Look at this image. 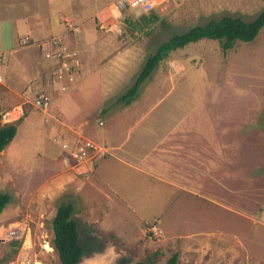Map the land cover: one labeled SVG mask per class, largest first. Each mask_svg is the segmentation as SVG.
Listing matches in <instances>:
<instances>
[{"label": "rangeland", "instance_id": "1", "mask_svg": "<svg viewBox=\"0 0 264 264\" xmlns=\"http://www.w3.org/2000/svg\"><path fill=\"white\" fill-rule=\"evenodd\" d=\"M44 2L0 0V48L7 57L0 113L8 112L5 121L17 126L0 153V192L10 194L0 212V264H60L51 244V219L64 200L74 202L84 248L78 264H133L143 258L163 264L173 251L179 252L178 264H264V217H259L264 210V25L252 40H237L227 50L207 37L171 50L130 102L116 103L145 56L174 31L222 14L252 19L264 0H162L151 11L159 18L140 26L128 9L116 13L111 3L101 14L112 26L103 48L95 51L92 42L84 47L66 90L53 85L52 65L40 49L19 42ZM72 38L64 40L79 46ZM46 91L50 106L33 107L31 101ZM94 118V128L100 118L104 127L126 123L125 130L136 135L129 141L149 157L157 173L168 162L175 167L174 156L184 158L187 165L170 177L180 175L191 187L180 194L166 190L161 197L153 192L167 185L156 189L158 184L147 185L139 170L106 165L103 172L133 206L124 210L121 200L113 216L119 211L127 215L113 218L105 195L87 192L99 189L103 178L94 172L73 176L63 165L47 167L57 164L62 153L51 139L54 132L104 143L93 130L86 135L64 129L68 119L77 129ZM150 196L157 199L148 201ZM13 239L21 241L17 251Z\"/></svg>", "mask_w": 264, "mask_h": 264}, {"label": "crops", "instance_id": "2", "mask_svg": "<svg viewBox=\"0 0 264 264\" xmlns=\"http://www.w3.org/2000/svg\"><path fill=\"white\" fill-rule=\"evenodd\" d=\"M113 1L114 0H45L44 4H42L43 5L42 8L41 9L37 8L35 12L34 20H33L34 22L29 24V26L27 27V30L24 33L26 32H27L26 34L30 33V35L37 37V38H41V37L44 38V37H51V36L59 35L68 41H71V36H73L74 38L72 39L76 38L75 40L79 42V46L77 45L76 48L78 50V55L81 54V56L83 53H85L84 47H88V44L91 42L93 44L95 51L98 49L101 50L109 35L107 28L108 27L112 28L111 25L106 24V22H103L101 20V17H102L101 14L104 12L105 8L109 4L113 3ZM47 2H49L50 5H47ZM94 16L99 18V21L97 23L91 21V19ZM35 17L39 18L40 20L36 21ZM69 22L72 25H76L78 27V31L69 30ZM77 60H78V57H77ZM105 81L109 82L110 80L108 79ZM120 102H125V101L118 99L116 103H120ZM128 102H125V103H128ZM101 110L105 111V109L103 108ZM7 115H8V112H6L5 114L3 113L4 120H8ZM94 120L95 118L91 121L83 120L82 123L81 122L79 123L81 124L79 125V128L77 127L76 129L73 127V125L69 124L68 122L69 119H68L66 120V122L64 121L65 124L67 125L66 127H64V129L66 128L67 130L69 126L70 129H74L75 131H78V129L83 130L84 134L86 135H88L86 132L92 133L91 131L93 130L95 134H100L101 136H103V138L101 139L103 140L104 143L102 142L101 143L105 144L108 147L109 152L99 157L90 171L78 172L77 171L78 168L67 169L66 167L65 169L69 174H72L73 176L74 175H79V176L89 175L90 176V174L94 172L92 174L96 178L98 179L103 178V180H100L101 182H99L100 183L99 189L92 187L87 192H91L92 190V192L94 193L101 192L103 195H105L107 202L109 204L110 210H112V208H115L114 205L120 204L121 200L122 202H125L124 207L126 209L124 210H130V208L133 209V206L130 205L129 207L127 205L129 204L127 202L128 200L126 199L122 191L119 190L120 188L116 187L114 185V182L111 181L110 177L106 173L103 172L106 165H112V166H117V167L123 165L124 170H126L125 168H132L135 170H139L143 172L145 179L147 181V185H150L152 181L158 184V187L156 189H160L167 185L168 188L164 190L163 189L155 190V192H153L154 194H160L161 197H164V194L167 193L166 190H170V189H172L173 191L176 190V193L180 194L181 189L183 187L185 186L191 187L190 183L182 179L180 175L173 176L172 178L170 177L172 176L173 170L179 173V167L181 164L187 165L188 161H186L184 158H181V157L177 158L174 156L175 167H173L172 163L168 162L169 158L167 156L165 159L167 160L168 164H166V167L162 169L163 173H157L156 170L158 168L155 166L154 163H152V161H150L149 157L148 158L145 157L143 155V151L140 152L139 149H134V146L129 141L131 140V138L135 137L136 135L135 134L132 135L131 131L129 132L125 130L126 128H128V125L126 123L120 121V122H117L119 124H117L115 127H109V126L104 127L106 126V124H105V121L103 120L102 125H100L99 123H95L96 127L94 128L93 126ZM100 120H102V118H100ZM122 123H124L123 127H122ZM101 127H104V128H101ZM129 128H131V126ZM61 130L64 131L63 129ZM2 151L3 150H1L0 153ZM153 155L154 154L150 152V156L154 157ZM108 159H113L114 161H109L108 164H106V160ZM60 160L59 161L57 160L58 162H56L57 164L55 165L54 164L52 165L51 163L47 165L49 171L52 169H55L59 165L62 166L63 164L60 163ZM211 173L213 175V170H211ZM72 178L73 177H71V179ZM63 181L65 180H62L61 182L62 184H63ZM187 192L192 195L194 194L198 195L196 190H188ZM75 193L80 194L77 192ZM154 197L155 196H150L148 201L154 202L157 199ZM207 200L210 201L211 199H207ZM83 202H86L85 198ZM73 205H74V202H73ZM263 211L262 213L259 214V217H262V218L264 217ZM119 213L120 215L116 216L119 219L123 218L122 215L123 216L127 215V213L126 215H124V212H121V211H119ZM109 214H110V211H109ZM113 214L115 213L112 210L111 216L117 219L115 216H113Z\"/></svg>", "mask_w": 264, "mask_h": 264}, {"label": "trees", "instance_id": "3", "mask_svg": "<svg viewBox=\"0 0 264 264\" xmlns=\"http://www.w3.org/2000/svg\"><path fill=\"white\" fill-rule=\"evenodd\" d=\"M159 18L155 12L138 17L137 23L140 25L149 24ZM126 20L131 26L129 17ZM264 25V7L252 19H245L239 15L222 14L218 17H211L203 23H197L189 26L182 31H174L167 39L161 41L154 51L148 53L136 75L133 83L123 92L118 99L125 102L130 101L138 92L140 84L151 74L155 66L168 53L185 44L196 41L200 38L217 39L221 48L227 50L231 48L237 40H252L261 27ZM3 113H0V151L13 139L16 134L17 126L15 121H5ZM10 200L8 192H0V212ZM74 205L71 200L60 202L51 219L52 238L51 244L57 253L60 264H78L84 254V248L79 238L78 222L73 217ZM162 232L161 228H156ZM152 234V230L146 232ZM14 251H17L21 241L13 239ZM1 261V259H0ZM179 252L173 251L165 259L163 264H178ZM133 264H149L148 258L137 259Z\"/></svg>", "mask_w": 264, "mask_h": 264}, {"label": "built area", "instance_id": "4", "mask_svg": "<svg viewBox=\"0 0 264 264\" xmlns=\"http://www.w3.org/2000/svg\"><path fill=\"white\" fill-rule=\"evenodd\" d=\"M162 0H114L112 9L120 13L124 9L139 17L151 12ZM69 30L78 31L76 25L69 22ZM65 38L55 35L51 37L37 38L30 34L20 36L21 45H32L40 49L41 55L52 65V83L58 89L66 90L76 77L75 61L78 57V50ZM7 66V57L0 48V83L4 81V72ZM49 92L39 93L32 101V105L38 109H46L51 103ZM103 122L99 120V124ZM77 134L68 137L64 132H54L51 136L53 142L59 144L62 149L61 162L69 168H78V172L90 171L96 160L109 152L105 144L93 141L85 135L75 138ZM77 166V167H75ZM85 166V167H84ZM161 230H158V233Z\"/></svg>", "mask_w": 264, "mask_h": 264}]
</instances>
